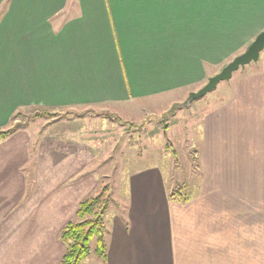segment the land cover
<instances>
[{
  "label": "crops",
  "instance_id": "obj_1",
  "mask_svg": "<svg viewBox=\"0 0 264 264\" xmlns=\"http://www.w3.org/2000/svg\"><path fill=\"white\" fill-rule=\"evenodd\" d=\"M263 27L264 0H0V125L198 89ZM219 83L189 140L195 175L129 174L125 218L88 264H264V55Z\"/></svg>",
  "mask_w": 264,
  "mask_h": 264
},
{
  "label": "rangeland",
  "instance_id": "obj_2",
  "mask_svg": "<svg viewBox=\"0 0 264 264\" xmlns=\"http://www.w3.org/2000/svg\"><path fill=\"white\" fill-rule=\"evenodd\" d=\"M220 87L187 104L188 93L197 89L145 99L123 111L77 107L38 115L36 109H46H17L15 119L9 116L0 125L18 126L0 139V264H48L49 256H55L57 264L66 249L60 230L76 219L74 203L101 190L108 205L103 216L108 233L109 219L125 218L128 176L140 167L151 164L169 168L168 175L190 170L195 175L196 146L189 140H196L199 115L212 104V95L220 94ZM70 198V207L62 209L61 203ZM89 246L80 264L98 256L95 238Z\"/></svg>",
  "mask_w": 264,
  "mask_h": 264
},
{
  "label": "trees",
  "instance_id": "obj_3",
  "mask_svg": "<svg viewBox=\"0 0 264 264\" xmlns=\"http://www.w3.org/2000/svg\"><path fill=\"white\" fill-rule=\"evenodd\" d=\"M35 112L38 115L42 113L45 115L51 114L48 110L36 109ZM19 114V110L14 111L10 115V120L15 119ZM17 129L16 124H11L5 128L0 127V139L7 138ZM104 192V190H101L96 195L80 201L75 210L76 219L68 221L60 230L59 238L66 244V249L60 261L61 264H80L89 255V242L92 238H95L94 253L102 259L105 258L103 216L108 205L104 198Z\"/></svg>",
  "mask_w": 264,
  "mask_h": 264
},
{
  "label": "water",
  "instance_id": "obj_4",
  "mask_svg": "<svg viewBox=\"0 0 264 264\" xmlns=\"http://www.w3.org/2000/svg\"><path fill=\"white\" fill-rule=\"evenodd\" d=\"M264 48V27L247 44L245 49L229 60L221 69L209 76L206 82L195 91H190L183 102L187 104L197 98L204 96L208 91L215 88L218 82L228 80L232 73L244 67L251 61H256L261 50Z\"/></svg>",
  "mask_w": 264,
  "mask_h": 264
}]
</instances>
